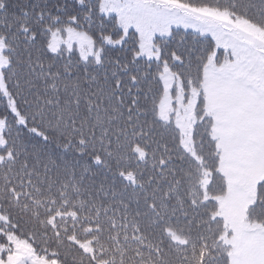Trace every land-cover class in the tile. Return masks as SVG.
<instances>
[{
	"label": "snow or ice",
	"instance_id": "obj_1",
	"mask_svg": "<svg viewBox=\"0 0 264 264\" xmlns=\"http://www.w3.org/2000/svg\"><path fill=\"white\" fill-rule=\"evenodd\" d=\"M0 264H264V0H0Z\"/></svg>",
	"mask_w": 264,
	"mask_h": 264
}]
</instances>
